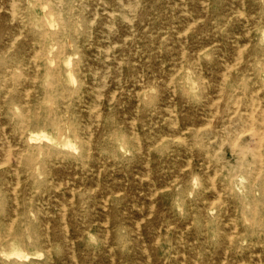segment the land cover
Masks as SVG:
<instances>
[{
    "label": "rangeland",
    "instance_id": "obj_1",
    "mask_svg": "<svg viewBox=\"0 0 264 264\" xmlns=\"http://www.w3.org/2000/svg\"><path fill=\"white\" fill-rule=\"evenodd\" d=\"M263 108L264 0H0V264H264Z\"/></svg>",
    "mask_w": 264,
    "mask_h": 264
},
{
    "label": "bare ground",
    "instance_id": "obj_2",
    "mask_svg": "<svg viewBox=\"0 0 264 264\" xmlns=\"http://www.w3.org/2000/svg\"><path fill=\"white\" fill-rule=\"evenodd\" d=\"M14 2V1H13ZM18 2V1H17ZM122 2V1H121ZM128 2V1H127ZM203 2V1H202ZM36 4V3H35ZM52 4V3H51ZM80 4V3H79ZM122 4H123V2H122ZM203 4V3H202ZM129 5V4H128ZM40 6H42V5H40ZM137 6V5H136ZM11 8V7H10ZM47 9H48V7H46ZM13 9V8H12ZM14 9H15V6H14ZM12 11V10H11ZM12 13H14V12H12ZM16 13V12H15ZM57 13V12H56ZM61 14V13H60ZM97 15V14H96ZM110 15V14H109ZM124 15V14H123ZM122 15V16H123ZM13 16V15H12ZM62 16V15H61ZM112 16V15H111ZM126 17V16H125ZM13 18V17H12ZM95 18V17H94ZM122 18V17H121ZM14 19V18H13ZM133 19H134V17H133ZM193 19V18H192ZM128 20V19H127ZM64 22V21H63ZM92 24V23H91ZM174 24V23H173ZM193 24V23H192ZM191 24V25H192ZM104 25V24H103ZM123 25H124V23H123ZM58 26V25H57ZM113 26V25H112ZM52 27V26H51ZM188 27H190V26H188ZM107 28V27H106ZM254 28V27H253ZM109 29V28H108ZM112 29V28H111ZM188 29V28H187ZM21 30V29H20ZM58 30V29H57ZM64 31V30H63ZM92 31V30H91ZM185 33V32H184ZM184 35V34H183ZM108 37V36H107ZM59 38V37H58ZM105 38V37H104ZM124 38V37H123ZM70 39V38H69ZM106 39V38H105ZM14 40H15V38H14ZM50 40V39H49ZM48 40V41H49ZM123 40V39H122ZM185 40V39H184ZM44 42V41H43ZM71 42V41H70ZM48 43V42H47ZM116 43V42H115ZM53 44V43H52ZM54 45V44H53ZM61 45V44H60ZM64 45V44H63ZM67 45V44H66ZM115 45V44H114ZM114 45H113V47H114ZM248 45V44H247ZM109 46V45H108ZM183 47V46H182ZM243 47H244V45H243ZM55 48H57V47H55ZM63 48H65V47H63ZM71 48V47H70ZM245 48V47H244ZM206 49V48H205ZM56 50V49H55ZM64 50V49H63ZM108 50V49H107ZM100 51V50H99ZM160 51V50H159ZM106 53H108V52H106ZM54 54H55V52H54ZM35 55V54H34ZM37 55V54H36ZM241 56V55H240ZM57 57H59V56H57ZM139 58V57H138ZM33 59V58H32ZM72 59V58H71ZM240 60V59H239ZM70 62V61H69ZM236 62V61H235ZM239 62V61H238ZM36 63V62H35ZM118 64V63H117ZM181 65V64H180ZM232 67V66H231ZM39 68V67H38ZM107 70V69H106ZM227 71V70H226ZM74 72V71H73ZM177 73V72H176ZM205 78V77H204ZM223 78H224V76H223ZM20 80V79H19ZM35 80V79H34ZM142 80V79H141ZM220 81H222V80H220ZM225 81V80H224ZM223 83V82H222ZM195 84V83H194ZM140 86V85H139ZM194 86V85H193ZM157 87V86H156ZM219 88V87H218ZM238 89V88H237ZM8 90H9V88H8ZM27 90V89H26ZM31 90V89H30ZM173 90V89H172ZM206 90V89H205ZM258 91V90H257ZM29 92V91H28ZM27 93V92H26ZM114 93H116V92H114ZM173 93V92H172ZM257 94V93H256ZM27 96H29V95H27ZM250 96V95H249ZM98 97V96H97ZM101 97V96H100ZM113 97V96H112ZM230 97V96H229ZM52 99H54V98H52ZM219 99V98H218ZM65 100V99H64ZM215 100H217V99H215ZM236 100V99H235ZM48 101H50V100H48ZM217 101H219V100H217ZM53 102V101H52ZM55 102V101H54ZM236 102V101H235ZM234 102V103H235ZM253 103V102H252ZM259 103H260V101H259ZM138 104V103H137ZM212 104V103H211ZM254 104V103H253ZM253 104H252V106H253ZM28 105V104H27ZM236 105V104H235ZM216 106H218V105H216ZM41 107V106H40ZM39 108V107H38ZM99 108V107H98ZM45 109H47V108H45ZM169 109V108H168ZM92 110V109H91ZM250 110H251V107H250ZM263 110H264V108H263ZM262 110V111H263ZM171 111V110H170ZM236 111H237V109H236ZM259 111V110H258ZM210 112V111H209ZM208 112V113H209ZM235 112V111H234ZM215 113V112H214ZM216 113H217V111H216ZM244 113V112H243ZM246 113V112H245ZM263 113V112H262ZM24 114V113H23ZM27 114V113H26ZM68 114V113H67ZM171 114V113H170ZM252 114H253V112H252ZM251 114V115H252ZM261 114V113H260ZM264 114V113H263ZM27 115H29V114H27ZM49 115V114H48ZM74 115V114H73ZM72 115V116H73ZM250 115V116H251ZM212 116V115H211ZM249 116V117H250ZM50 117V116H49ZM175 117H176V115H175ZM230 117H232V116H230ZM247 117V116H246ZM252 117V116H251ZM261 117V119H262V116H260ZM98 119H99V117H97ZM96 118V119H97ZM252 118H254V117H252ZM29 119V118H28ZM177 119V118H176ZM213 118H211V120H212ZM247 119H249V118H247ZM263 119H264V116H263ZM208 120H210V119H208ZM210 120V121H211ZM62 121V120H61ZM250 121H252V120H250ZM257 121V120H256ZM263 121V120H262ZM63 122V121H62ZM91 122V121H90ZM209 122V121H208ZM207 123V122H206ZM250 123H252V122H250ZM257 123H259L258 121H257ZM209 124H210V122H209ZM85 125V124H84ZM243 125H245V122H244V124ZM249 125V124H248ZM251 125V124H250ZM253 125V124H252ZM260 125H261V123H260ZM264 125V124H263ZM98 126V125H97ZM176 126V125H175ZM204 126H206V125H204ZM81 127V126H80ZM246 127V126H245ZM248 127H250V126H248ZM200 128V127H199ZM264 128V127H263ZM3 129V128H2ZM228 129H229V127H228ZM231 129V128H230ZM243 129V128H242ZM200 130V129H199ZM198 130V131H199ZM231 130H233V129H231ZM251 130H252V127H251ZM253 130H254V128H253ZM262 130V129H261ZM5 131V130H4ZM212 131V130H211ZM239 131H241V130H239ZM245 131V130H244ZM248 131V130H247ZM260 131V130H259ZM133 132V131H132ZM183 132V131H182ZM210 132V131H209ZM236 132V131H235ZM262 132V131H261ZM197 133V132H196ZM242 133V132H241ZM241 133H239V135L241 134ZM249 133H251V131L249 132ZM35 134H37V133H35ZM42 134V133H41ZM237 134V133H236ZM246 134V133H245ZM263 134V133H262ZM262 134H259V132L258 133H256V136H257V138H259ZM38 135V134H37ZM241 135H243V134H241ZM35 136V135H34ZM254 136V135H253ZM264 136V135H263ZM263 136H261V138H262V140H264L263 139ZM3 137V136H2ZM39 137V136H38ZM37 137V138H38ZM44 138V137H43ZM92 138V137H91ZM176 138V137H175ZM8 139V138H7ZM90 139V138H89ZM235 139H236V137H235ZM239 139V138H238ZM260 139V138H259ZM47 140V139H46ZM253 140H255V139H253ZM257 140V139H256ZM255 140V141H256ZM10 141V140H9ZM19 141V140H18ZM48 141V140H47ZM227 141V140H226ZM235 141H237V140H235ZM258 141H261V140H258ZM2 142V141H1ZM6 142V141H5ZM11 142V141H10ZM10 142L8 143V144H10ZM221 142V141H220ZM238 142V141H237ZM251 142V141H250ZM232 143H233V141H232ZM258 143H260V142H258ZM138 144V143H137ZM234 144V143H233ZM256 145H257V141H256V143H255ZM261 144V143H260ZM260 144H258L259 146H257V147H260L261 145ZM140 145V144H139ZM185 145V144H184ZM232 146H235V145H232ZM253 146V145H252ZM19 147V146H18ZM257 147H256V150H258L257 149ZM17 148V147H16ZM190 148H191V146H190ZM260 150V149H259ZM259 150H258V152H259ZM6 151H8V150H6ZM10 151H11V148H10ZM5 153V152H4ZM260 153V152H259ZM6 154H7V152H6ZM11 154V153H10ZM215 154V153H214ZM254 154V153H253ZM257 154V153H256ZM7 156V155H6ZM8 157V156H7ZM10 157V156H9ZM22 157V156H21ZM3 158V157H2ZM13 158V157H12ZM256 158H257V155H256ZM5 159V158H4ZM10 159V158H9ZM19 159V158H18ZM261 159V158H260ZM260 159L258 160V161H260ZM236 160V159H235ZM189 161V160H188ZM257 161V162H258ZM19 162H21V161H19ZM209 162V161H208ZM8 164V163H7ZM18 165H19V163H17ZM189 164V163H188ZM258 164H261V163H258ZM17 165V166H18ZM2 166V165H1ZM207 166H208V164H207ZM222 169V168H221ZM257 169H258V167H257ZM18 170V169H17ZM216 171V170H215ZM18 172V171H17ZM16 172V173H17ZM227 172H228V170H227ZM148 174V173H147ZM100 175V174H99ZM256 175V174H255ZM99 178V177H98ZM210 178V177H209ZM214 178V177H213ZM18 180H20V178H18ZM15 181V180H14ZM58 182V181H57ZM20 183V182H19ZM214 183V182H213ZM229 184H230V181H229ZM253 184V183H252ZM61 185H62V183H61ZM60 185V186H61ZM19 186H20V184H19ZM18 187V186H17ZM214 189H215V187H214ZM16 190V189H15ZM15 190H13L14 192H15ZM58 190V189H57ZM218 191V190H217ZM155 193V192H154ZM74 195V194H73ZM150 195H152V194H150ZM219 196V195H218ZM74 197V196H73ZM107 198V197H106ZM74 199V198H73ZM219 199V198H218ZM71 200V199H70ZM213 202V201H212ZM215 202V201H214ZM107 203V202H106ZM105 204V203H104ZM39 208V207H38ZM104 208V207H103ZM210 208V207H209ZM14 209V208H13ZM67 209V208H66ZM151 209V208H150ZM64 210V209H63ZM16 211V210H15ZM213 212V211H212ZM66 213V212H65ZM62 215H63V213H62ZM17 217V216H16ZM66 219V218H65ZM141 220V219H140ZM143 220V219H142ZM67 222V221H66ZM13 224V223H12ZM106 224H107V221H106ZM136 225H138V223L136 224ZM66 226H68V225H66ZM105 226V225H104ZM139 226V225H138ZM11 228V227H10ZM65 228H67V227H65ZM236 229V228H235ZM49 230V229H48ZM11 231V230H10ZM109 231V230H108ZM233 231H234V229H233ZM108 234V233H107ZM22 235V234H21ZM233 236V235H232ZM206 237V236H205ZM106 238V237H105ZM23 239H24V237H23ZM230 239H228V241H229ZM107 241V240H106ZM194 243V242H193ZM231 243V242H230ZM51 244V243H50ZM72 244V243H71ZM143 244V243H142ZM229 244V243H228ZM237 248V247H236ZM112 249V248H111ZM49 250V249H48ZM145 250V249H144ZM227 251V250H226ZM24 252V251H23ZM110 252V251H109ZM147 252V251H146ZM141 254V253H140ZM147 255V254H146ZM184 255V254H183ZM224 255V254H223ZM192 256V255H191ZM225 256H226V254H225ZM224 256V257H225ZM241 256V255H240ZM75 257V256H74ZM148 257V256H147ZM184 257V256H183ZM182 257V258H183ZM74 259H76V258H74ZM148 260H149V258H148ZM260 260V259H259ZM112 261V260H111ZM147 261V260H146ZM223 261V260H222ZM260 263V262H259ZM100 264V263H99ZM239 264V263H238Z\"/></svg>",
    "mask_w": 264,
    "mask_h": 264
}]
</instances>
